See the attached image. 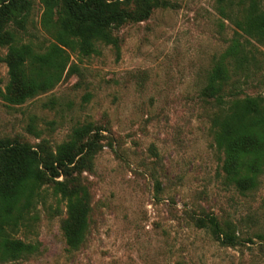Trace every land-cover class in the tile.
<instances>
[{
	"label": "rangeland",
	"instance_id": "1",
	"mask_svg": "<svg viewBox=\"0 0 264 264\" xmlns=\"http://www.w3.org/2000/svg\"><path fill=\"white\" fill-rule=\"evenodd\" d=\"M160 1L145 21L115 32L117 49L98 44L89 57L69 53L75 71L21 105L1 99L7 69L0 61V139L53 148L90 123L102 145L82 173L90 211L81 247L67 249L59 228L64 202L43 187L36 219L11 234L36 251L0 264H264V240L255 237L264 234V173L244 195L225 182L213 110L199 97L234 28L215 0ZM30 2L23 29H14L20 42L42 51L51 39L40 26V0ZM254 46L257 63L228 89L264 98V48ZM207 215L234 229L233 246L194 227L193 218Z\"/></svg>",
	"mask_w": 264,
	"mask_h": 264
},
{
	"label": "trees",
	"instance_id": "2",
	"mask_svg": "<svg viewBox=\"0 0 264 264\" xmlns=\"http://www.w3.org/2000/svg\"><path fill=\"white\" fill-rule=\"evenodd\" d=\"M41 29L51 41L41 51L22 43V30L31 9L30 0H0V57L7 71L1 93L9 106L54 87L75 71L69 53L89 57L98 44L117 49L115 32L126 23L145 21L160 0H40ZM218 15L233 26L225 50L213 61L199 92L212 108V142L222 156L223 179L239 194L253 191L264 173V98L238 94L228 88L247 76L257 63L254 45L264 48V0H215ZM15 28V29H14ZM98 129L84 123L70 129L64 141L50 148L44 140L34 146L19 140L0 139V262L24 259L36 246L12 237L27 231L41 192L47 187L64 202L65 217L59 228L68 250L84 243L90 198L82 181L93 157L101 149ZM60 178V179H58ZM195 228L204 230L223 246L237 242L234 229L222 226L210 215L193 218ZM264 240V234H255Z\"/></svg>",
	"mask_w": 264,
	"mask_h": 264
}]
</instances>
